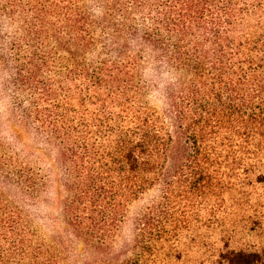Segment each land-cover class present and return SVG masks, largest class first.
I'll use <instances>...</instances> for the list:
<instances>
[{"label": "trees", "instance_id": "trees-1", "mask_svg": "<svg viewBox=\"0 0 264 264\" xmlns=\"http://www.w3.org/2000/svg\"><path fill=\"white\" fill-rule=\"evenodd\" d=\"M77 256L264 264V0H0V264Z\"/></svg>", "mask_w": 264, "mask_h": 264}, {"label": "rangeland", "instance_id": "rangeland-1", "mask_svg": "<svg viewBox=\"0 0 264 264\" xmlns=\"http://www.w3.org/2000/svg\"><path fill=\"white\" fill-rule=\"evenodd\" d=\"M51 195L48 196L47 203L41 208V214L38 219V225L40 226L42 232L45 234L47 238H51L54 231H60L61 223L57 221L58 217V198L59 193L57 188L51 190ZM81 259L77 256L73 260L70 261L69 264H83V262H78ZM68 264V263H67Z\"/></svg>", "mask_w": 264, "mask_h": 264}]
</instances>
